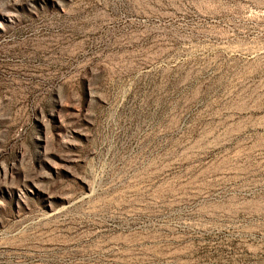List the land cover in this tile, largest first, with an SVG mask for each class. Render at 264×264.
I'll list each match as a JSON object with an SVG mask.
<instances>
[{
  "label": "rangeland",
  "instance_id": "1",
  "mask_svg": "<svg viewBox=\"0 0 264 264\" xmlns=\"http://www.w3.org/2000/svg\"><path fill=\"white\" fill-rule=\"evenodd\" d=\"M0 264H264V0H0Z\"/></svg>",
  "mask_w": 264,
  "mask_h": 264
}]
</instances>
